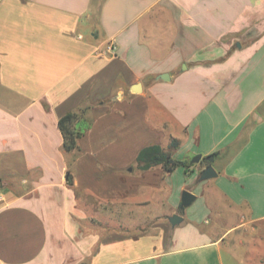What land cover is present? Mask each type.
I'll return each mask as SVG.
<instances>
[{
	"label": "crops",
	"instance_id": "1",
	"mask_svg": "<svg viewBox=\"0 0 264 264\" xmlns=\"http://www.w3.org/2000/svg\"><path fill=\"white\" fill-rule=\"evenodd\" d=\"M0 264H264V0H0Z\"/></svg>",
	"mask_w": 264,
	"mask_h": 264
},
{
	"label": "trees",
	"instance_id": "2",
	"mask_svg": "<svg viewBox=\"0 0 264 264\" xmlns=\"http://www.w3.org/2000/svg\"><path fill=\"white\" fill-rule=\"evenodd\" d=\"M87 107L78 108L68 112L58 121V129L63 138L62 149L66 153L79 152L78 141L82 136V132L77 128ZM176 148V142H173L170 149ZM138 163H143L142 169H148L151 166L159 165L164 175L170 174L176 167L188 166L171 158L170 152H160L157 147H149L142 150L137 159Z\"/></svg>",
	"mask_w": 264,
	"mask_h": 264
},
{
	"label": "water",
	"instance_id": "3",
	"mask_svg": "<svg viewBox=\"0 0 264 264\" xmlns=\"http://www.w3.org/2000/svg\"><path fill=\"white\" fill-rule=\"evenodd\" d=\"M186 67L183 66V69H185ZM160 79L162 80H166L168 79V76H160ZM201 156L197 155L195 156L190 163L191 164H198L201 161ZM207 160L209 162L213 161V156H210L207 158ZM216 177V172L214 171V169L212 168L211 165H208L204 170H202L201 174H200V181H204V180H209ZM194 200V196H192L190 193L188 192H183L182 196H181V205H180V209L183 210L186 206L190 205L192 203V201ZM170 223L172 225H176L181 221V218L178 216H173L169 219Z\"/></svg>",
	"mask_w": 264,
	"mask_h": 264
},
{
	"label": "rangeland",
	"instance_id": "4",
	"mask_svg": "<svg viewBox=\"0 0 264 264\" xmlns=\"http://www.w3.org/2000/svg\"><path fill=\"white\" fill-rule=\"evenodd\" d=\"M192 159H193V158H192ZM152 210L154 211V209H153V208H151V209H150V211H152ZM161 210H164V209H161ZM147 212H148V211H147Z\"/></svg>",
	"mask_w": 264,
	"mask_h": 264
},
{
	"label": "flooded vegetation",
	"instance_id": "5",
	"mask_svg": "<svg viewBox=\"0 0 264 264\" xmlns=\"http://www.w3.org/2000/svg\"><path fill=\"white\" fill-rule=\"evenodd\" d=\"M205 163L209 164V162H207V161Z\"/></svg>",
	"mask_w": 264,
	"mask_h": 264
}]
</instances>
